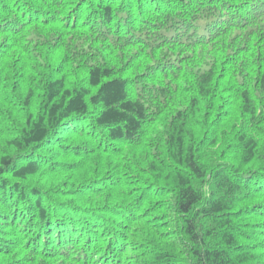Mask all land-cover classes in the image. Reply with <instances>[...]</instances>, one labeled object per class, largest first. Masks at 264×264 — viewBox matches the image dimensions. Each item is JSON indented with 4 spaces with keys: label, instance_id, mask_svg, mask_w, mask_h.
Returning a JSON list of instances; mask_svg holds the SVG:
<instances>
[{
    "label": "trees",
    "instance_id": "obj_1",
    "mask_svg": "<svg viewBox=\"0 0 264 264\" xmlns=\"http://www.w3.org/2000/svg\"><path fill=\"white\" fill-rule=\"evenodd\" d=\"M0 264H264V0H0Z\"/></svg>",
    "mask_w": 264,
    "mask_h": 264
}]
</instances>
